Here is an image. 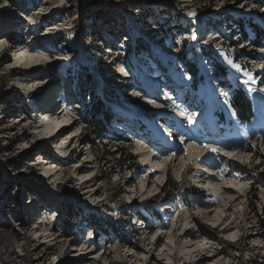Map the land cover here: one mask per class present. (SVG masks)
I'll return each instance as SVG.
<instances>
[{"label":"rangeland","instance_id":"1","mask_svg":"<svg viewBox=\"0 0 264 264\" xmlns=\"http://www.w3.org/2000/svg\"><path fill=\"white\" fill-rule=\"evenodd\" d=\"M0 31V222L10 225L0 228V264H188L198 252L203 264H264V0H0ZM22 52L51 66L29 73L15 62ZM38 88L42 101L72 94L61 161L42 153L54 141L23 102ZM241 93L253 105L249 121L235 112ZM165 96L171 103L160 104ZM163 105L167 115L156 111ZM87 120L107 127L103 138ZM115 147L139 153L138 166L120 168V154L105 153ZM198 181L206 191L194 195ZM33 206L45 211L37 229Z\"/></svg>","mask_w":264,"mask_h":264},{"label":"bare ground","instance_id":"2","mask_svg":"<svg viewBox=\"0 0 264 264\" xmlns=\"http://www.w3.org/2000/svg\"><path fill=\"white\" fill-rule=\"evenodd\" d=\"M6 20H9V17L8 18H6ZM19 25V24H18ZM31 27V26H30ZM11 33V32H10ZM10 33H9V36L7 37V40H8V43L9 44H13L14 42V38H13V36H11L10 35ZM0 35H1V31H0ZM209 38H211V36H207V39H209ZM18 43V42H17ZM11 46L12 45H8L7 47H5V48H3L2 49V51H1V56H5L8 52H10L11 51ZM0 47H1V45H0ZM21 47V46H20ZM33 49H35V48H30V49H28V51H30V52H32L33 51ZM36 58V56H34V53H29V52H22L18 57H15V62H16V64H18V65H22V66H28L27 67V69L30 71L29 73H32V74H36L35 72L36 71H39V70H41L42 68H45V67H48V66H51V64H44L43 66L42 65H36L35 66V64L34 63H30L31 62V60L32 61H35L34 59ZM35 67L36 69L34 70L32 67ZM159 76V74L158 73H156V74H154L152 77H150L149 78V80L151 81L152 79H155V77H158ZM38 77V76H37ZM121 76L119 75V74H116V78H120ZM126 77V76H125ZM38 79V78H37ZM122 87H123V89L125 90V92H128L129 91V89H128V87L129 88H131V87H133V85H132V83H128V82H125V83H122ZM135 87V86H134ZM42 88H38L37 90H36V92H34V90L33 91H28V93L27 94H29L30 96H34V95H37V92L39 93V91L41 90ZM41 94V93H40ZM168 95V94H167ZM166 97V99H167V97L168 96H165ZM47 97H45L44 98V100L42 101L41 100V102H45L47 99H46ZM67 97H66V93H64V95H63V97H62V100H64V99H66ZM67 107H68V104H64L63 105V109H62V111L61 112H59L57 115H54V116H52V118L50 119V118H48V117H45L44 116V114H42V116H41V118H40V121L39 122H37V124H39L40 125V128H42V129H44V130H46L45 131V134H44V136H45V139L47 140V141H51V140H53L54 141V146L55 147H52V149H53V155L57 158V157H59V156H62L61 154V152H60V150H58L57 149V146L56 145H58L59 144V142L61 141V138H59V135L61 134V132H63L65 129H68V128H71L72 127V123H69V121H68V119H65V117L67 116V112H68V110H67ZM177 113H180L179 111H177ZM59 115H61V117L59 118ZM23 121V120H22ZM20 123H21V121H20ZM41 133V132H40ZM43 138V137H42ZM71 138V137H70ZM44 138L43 139H39V141H41V143L40 144H45L46 142V140H45ZM72 140H70V145H68V147H66V151H68V150H72V151H74V149H71L70 148V146H71V144L73 143V140H74V138H71ZM56 141V142H55ZM63 140H62V142H60V143H62L63 144ZM52 145H53V143H52ZM51 145V146H52ZM50 146V147H51ZM45 150V149H44ZM42 151V153L44 152V154H45V152H50V148L48 147L45 151H43V150H41ZM65 151V152H66ZM72 153V152H71ZM198 155H200V154H198ZM172 159V158H171ZM54 162L55 161H57V159H55V160H53ZM65 161L67 162L68 161V159L67 158H65ZM201 161H203V160H201ZM37 165H39V164H37ZM154 165V164H153ZM145 166V165H144ZM143 166V167H144ZM144 168H146V169H148V167H144ZM201 168H204L203 166H201ZM54 170V169H53ZM155 170H156V173H158V174H163L164 173V170L163 169H158V167H156L155 168ZM50 171H52V168H49V171H46V173H45V175L46 176H48V175H50L49 173H50ZM55 172V171H54ZM55 173H57V171L55 172ZM54 173V174H55ZM202 173H204L203 171H202ZM149 174H152V172L151 171H149ZM161 177V176H160ZM49 178H51V175L48 177V179ZM205 180H206V183H212V181H213V179H212V177L210 178L209 176L208 177H206L205 178ZM89 181H91V180H83V181H81V185H83V184H87V182H89ZM157 183H159L158 182V179H157ZM157 183H155L154 184V186H153V189H152V191H155V190H158L157 188H159V186H158V184ZM161 183V182H160ZM198 184H200V186L201 185H203L202 184V182L201 181H198L197 182ZM201 188H203V186H201ZM208 188H210V189H212V192L213 193H216L219 189H221V188H219V187H217V185H209V187ZM204 189V188H203ZM88 190V189H87ZM89 192V190L88 191H86V192H84V194L85 193H88ZM229 192L231 193V190H229V189H224L223 191H222V193H221V195H217V196H227V194H229ZM224 193V194H223ZM237 195V194H236ZM151 196H154L152 193H151ZM238 196V195H237ZM233 198V199H232ZM231 199H230V201L228 202L229 203V205H232L236 200H235V196H233ZM219 199L221 200V197H219ZM31 201V204H33V200L31 199L30 200ZM34 207V209L31 211V213H30V216H29V219H30V221H31V224H32V226H33V228L34 229H37L39 226H41L42 224H41V219H42V216L45 214V211L42 209V208H40V207H35V206H33ZM166 209V208H165ZM165 211V210H164ZM218 224V223H217ZM228 226L229 225H227L226 227H224V230L223 231H225L226 229H228ZM201 230V228L200 229H198V231H200ZM185 234L184 235H187L188 237H191L192 236V233L190 232V231H185L184 232ZM200 234V233H199ZM202 234V233H201ZM213 257V256H212ZM207 260V257H205L202 253H200V252H198L197 254L195 253V255H194V257H193V259H192V261L191 262H189L188 264H203L205 261Z\"/></svg>","mask_w":264,"mask_h":264},{"label":"trees","instance_id":"3","mask_svg":"<svg viewBox=\"0 0 264 264\" xmlns=\"http://www.w3.org/2000/svg\"><path fill=\"white\" fill-rule=\"evenodd\" d=\"M13 73H14L13 75L16 76L17 73L18 74H21V73H23V71H20V70H17L16 69V70L13 71ZM3 89H4V87L2 86L1 89H0V94H4ZM241 96L243 97V99H241V104H240L239 109H236L235 112H237L236 115H237V118L239 120H241V121H249L253 117V105H252V103L246 97H244L243 93H241ZM104 105L105 104L103 103L101 106H97V107L92 106L91 109L89 110V113H87V117L89 119H92V116H94V114H97L100 111L104 110V107H103ZM85 118H86V116H85ZM101 119H102V122L105 123V125L110 121L109 115H106V114H103L102 117H101ZM87 124L89 126L88 129L93 134H95V136L100 137V138H103L105 130H108L107 127L106 128L104 127V130L102 132L101 131H95L94 127L92 126V122H89L88 121ZM112 134H114V136H113L114 140H116V141H122L123 140L120 135H117L115 133H112ZM27 136H28L27 131L24 130V132H23V134H21V137L20 138L25 139V138H28ZM6 149L7 150H10V147H7ZM105 153H109L112 156H115L116 154L119 153L120 154V158L119 159H115V162H117V165L120 168H123V167L130 168L132 166L133 167L134 166H138L135 163V158L133 157V155L131 153H128L127 150H122V149H118V148L115 147V150L114 151L109 152L108 150H106ZM165 188H172V191L174 190V185H173V183H172L171 180H169V179H166L165 180ZM190 191L194 195H199V193L201 192V191H199V189H196L194 187H191L190 188ZM163 195L166 196V195H168V193H165L164 192ZM13 198H15L14 202L19 207V210H20L19 213H20L21 219H24V214L22 213L23 201H22V197H21V193H20L19 189H17V191L15 192V195L13 196ZM106 225L113 232H117V229L115 227L116 226V223L110 221ZM9 226L10 225H9L8 222H4V221L3 222H0V228L8 229ZM99 226L101 228H103V226H101V225H99Z\"/></svg>","mask_w":264,"mask_h":264},{"label":"snow or ice","instance_id":"4","mask_svg":"<svg viewBox=\"0 0 264 264\" xmlns=\"http://www.w3.org/2000/svg\"><path fill=\"white\" fill-rule=\"evenodd\" d=\"M241 6H242V5H241ZM194 15H195V13H191V12L189 13V16H194ZM193 38H194V37H193ZM3 43H5V41L0 40V44H3ZM228 63L231 64V65L235 68V70H236L237 72H239V71L241 70V66L238 65V64H233L231 60H229ZM245 75H247V76L249 77L250 80L253 79L251 73H245ZM188 79H191V77H188ZM204 147H205L206 149H208L209 151H211V152H218V149H215V148H208V145H204Z\"/></svg>","mask_w":264,"mask_h":264}]
</instances>
